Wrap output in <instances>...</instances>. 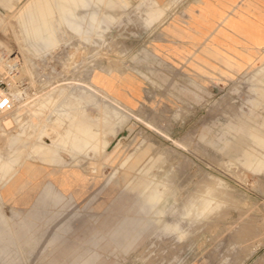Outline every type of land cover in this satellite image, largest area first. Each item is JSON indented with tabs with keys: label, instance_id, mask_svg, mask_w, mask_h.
I'll use <instances>...</instances> for the list:
<instances>
[{
	"label": "rangeland",
	"instance_id": "rangeland-1",
	"mask_svg": "<svg viewBox=\"0 0 264 264\" xmlns=\"http://www.w3.org/2000/svg\"><path fill=\"white\" fill-rule=\"evenodd\" d=\"M84 1L0 0V264H264V0Z\"/></svg>",
	"mask_w": 264,
	"mask_h": 264
},
{
	"label": "built area",
	"instance_id": "built-area-1",
	"mask_svg": "<svg viewBox=\"0 0 264 264\" xmlns=\"http://www.w3.org/2000/svg\"><path fill=\"white\" fill-rule=\"evenodd\" d=\"M13 69H5L4 54L0 51V120L10 115L15 108V101L10 91L13 82Z\"/></svg>",
	"mask_w": 264,
	"mask_h": 264
},
{
	"label": "bare ground",
	"instance_id": "bare-ground-1",
	"mask_svg": "<svg viewBox=\"0 0 264 264\" xmlns=\"http://www.w3.org/2000/svg\"><path fill=\"white\" fill-rule=\"evenodd\" d=\"M87 3H88V1H84L83 2V5L86 7L87 6ZM154 5H158L157 3H153ZM73 8V7H72ZM94 18H95V15H94ZM52 21V20H51ZM97 22L100 24V22L97 20ZM100 26V25H99ZM98 27V26H97ZM122 27V26H121ZM93 30V29H92ZM8 61H10V60H8ZM15 62V61H14ZM9 63H11V62H9ZM12 96H13V99H14V95L12 94ZM42 129V128H41ZM39 133V132H38ZM43 137V136H42ZM34 144V143H33ZM6 253V252H5Z\"/></svg>",
	"mask_w": 264,
	"mask_h": 264
},
{
	"label": "crops",
	"instance_id": "crops-1",
	"mask_svg": "<svg viewBox=\"0 0 264 264\" xmlns=\"http://www.w3.org/2000/svg\"><path fill=\"white\" fill-rule=\"evenodd\" d=\"M88 1V0H87ZM263 19H264V17H263Z\"/></svg>",
	"mask_w": 264,
	"mask_h": 264
}]
</instances>
